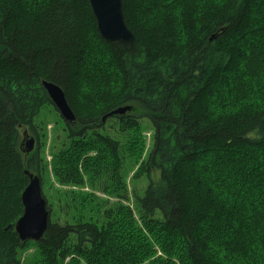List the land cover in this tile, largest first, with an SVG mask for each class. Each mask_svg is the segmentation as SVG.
<instances>
[{"label": "trees", "instance_id": "trees-1", "mask_svg": "<svg viewBox=\"0 0 264 264\" xmlns=\"http://www.w3.org/2000/svg\"><path fill=\"white\" fill-rule=\"evenodd\" d=\"M122 2L135 37L130 50L100 36L88 0H0V264H21L17 251L29 241H21L13 227L23 211L24 171L44 184L40 154L25 155L17 145L19 128L33 131L34 118L50 101L42 79L64 90L78 119L74 127L67 124V143L53 153L57 183L83 185L86 175L93 189L128 201L121 169L124 159L135 165L142 152L143 119L152 139L144 162L149 182L141 196L134 194L135 213L122 205L132 214L130 223L120 220L118 227L109 208L79 201L77 223L49 220L37 241L39 264H67V254L68 264H121L123 246L130 254L139 243L158 251L154 261L143 256L148 264H264V198H250L258 205L248 216L233 195L247 190L240 179L264 177V105H242L212 120L205 110L211 72L219 90L227 71L237 73V44L250 33L263 34L264 0ZM240 81L235 88L242 94L247 87ZM124 105L131 110L105 120H115L118 141L100 131L102 117ZM247 148L262 151V162L252 157L258 164L233 171V178L215 182L191 164L206 153ZM72 234L78 247L70 246ZM86 241L83 251L79 244Z\"/></svg>", "mask_w": 264, "mask_h": 264}, {"label": "rangeland", "instance_id": "rangeland-1", "mask_svg": "<svg viewBox=\"0 0 264 264\" xmlns=\"http://www.w3.org/2000/svg\"><path fill=\"white\" fill-rule=\"evenodd\" d=\"M247 38L245 42H240L237 44V48L240 51L234 50L236 56L239 59H235L233 62V67L236 68L237 73L232 74V71H227L228 80L221 84L219 90L215 86L216 72H211L210 86H208L212 92L207 94L206 98V114L210 120L225 117L230 114V112L236 111L242 105L252 104L254 106L264 105V60L261 53L264 51V32L261 35L256 33H250L245 36ZM252 38L255 42H262V47L258 46L254 41L248 39ZM246 65V67H245ZM246 83L247 91L242 94L235 88V84L241 81ZM260 91V92H259ZM238 96H243L244 98L238 100ZM34 129L33 131L29 128V133L35 138L34 149L27 155L35 156L40 154L43 159L42 166L44 167L41 171V175L44 180L42 185V192L47 198V206L49 208V220L51 222H59V224H73L77 223L78 217L82 215L80 207L76 204L79 201L91 200L93 204H98L101 210L109 208L112 212L113 221L117 219L118 227H120V220L122 224L130 223L132 219V214L128 213V210L123 206H128V208L135 213V196H141L143 190L147 186L149 179L144 171V162L146 161L147 155L151 149V139H152V129L146 119L142 120L144 136L143 149L140 156L136 160V164L132 165L127 159H124L122 164L121 172L124 177L126 194L128 196V201L119 197L117 192L113 195L105 194L101 189H93L89 182L87 181L86 175L84 176V184L77 185L73 183H57L53 173L51 171V162L53 153H58L59 148L67 143L68 136V125L67 122L61 117L58 110L52 104L51 100L40 108L39 113L34 118ZM104 134L112 137L115 140L121 141L117 133L114 119H108L105 121L104 126L100 129ZM22 129L19 128V142L21 140ZM243 152H225L219 151V155L206 153L201 155L199 158L195 159L191 164L193 168L200 169V171L209 172L208 176L215 182L219 179L235 175L232 172H238L243 168H248L249 170L256 164L252 157H256L259 163L262 162V151L247 148L242 150ZM33 152V153H32ZM220 156V159L217 158ZM218 159V160H215ZM264 160V159H263ZM211 163L213 164V170L210 172ZM262 164H260V167ZM263 168V167H262ZM219 170V174L217 171ZM215 171V172H214ZM203 172V173H204ZM151 177L154 182L158 181V172L153 170ZM264 177L258 180L251 176L247 178L244 182L242 179L239 180L242 187L247 188L246 191L233 194L234 198L241 202L243 201L242 212L249 211L250 207L253 206L257 201H250V198L257 197L258 200H263L264 198ZM231 181H220L222 186L229 184ZM258 187L260 190H258ZM53 188L56 191H53ZM261 191V192H260ZM90 192L93 193L90 196ZM254 193V195H253ZM252 204V205H251ZM123 205V206H122ZM258 203L255 204L257 206ZM253 209V208H252ZM252 209L247 215L250 216ZM135 215V214H134ZM133 217L135 218V216ZM136 219V218H135ZM101 221V220H100ZM135 221V220H134ZM70 237V246L78 247V238L76 235L72 234ZM42 239V238H41ZM125 242H123L124 244ZM89 246V242H83L79 244L81 250L86 251ZM42 245L34 240L26 241L22 248L17 251V256L21 264H39L41 260V250ZM215 248L218 249L217 245ZM125 245L121 249L123 253H126V258L117 257V261L121 264H148L143 257L146 253L148 254L149 260L154 261V256L158 255V251H154L152 248H146V246L141 243L134 246V249L130 254L125 250ZM122 253H119L121 255ZM71 255H65L64 263L70 262ZM60 258H55L54 260H59ZM53 260V262H54ZM243 261H248L249 256L242 258ZM54 264V263H53Z\"/></svg>", "mask_w": 264, "mask_h": 264}, {"label": "water", "instance_id": "water-1", "mask_svg": "<svg viewBox=\"0 0 264 264\" xmlns=\"http://www.w3.org/2000/svg\"><path fill=\"white\" fill-rule=\"evenodd\" d=\"M88 1L100 36L108 43L120 44L125 50H130L135 37L126 24L122 0ZM215 37L216 35L212 34L209 40H213ZM41 85L61 117L70 127H74L78 123V119L68 104L64 90L56 83L45 79L41 80ZM130 110V105L118 107L104 115L102 121L104 122L107 117L113 115H123ZM34 146V136L29 133L27 128H23L19 150L24 154H29ZM24 174L28 178V183L20 195L23 211L13 227L21 241H38L47 231L49 209H47V201L42 194L39 176L29 170H25Z\"/></svg>", "mask_w": 264, "mask_h": 264}, {"label": "flooded vegetation", "instance_id": "flooded-vegetation-1", "mask_svg": "<svg viewBox=\"0 0 264 264\" xmlns=\"http://www.w3.org/2000/svg\"><path fill=\"white\" fill-rule=\"evenodd\" d=\"M25 155H27V154H25Z\"/></svg>", "mask_w": 264, "mask_h": 264}]
</instances>
